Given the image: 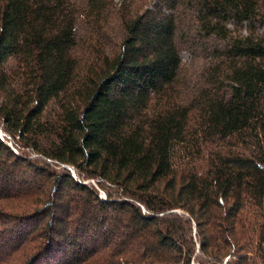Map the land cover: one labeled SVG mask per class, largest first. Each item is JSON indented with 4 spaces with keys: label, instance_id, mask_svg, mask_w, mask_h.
Segmentation results:
<instances>
[{
    "label": "trees",
    "instance_id": "trees-1",
    "mask_svg": "<svg viewBox=\"0 0 264 264\" xmlns=\"http://www.w3.org/2000/svg\"><path fill=\"white\" fill-rule=\"evenodd\" d=\"M0 264H264V0H0Z\"/></svg>",
    "mask_w": 264,
    "mask_h": 264
},
{
    "label": "rangeland",
    "instance_id": "rangeland-1",
    "mask_svg": "<svg viewBox=\"0 0 264 264\" xmlns=\"http://www.w3.org/2000/svg\"><path fill=\"white\" fill-rule=\"evenodd\" d=\"M119 1L120 0H114L115 3H118ZM181 57H182L183 62L190 65V66L192 65L193 61H195V60H192L193 58H192L191 54L186 49L181 51ZM203 64H204L203 59H198L196 62H194L193 66H192V73L195 72V70L199 69ZM8 142H9L10 146L13 147L14 150H16L17 152L20 151V148L17 145H15V143H13L12 141H8ZM20 153H21V151H20ZM92 184L96 185L95 182H92ZM96 187H97V185H96ZM98 189H99L100 195L103 198H105L106 194H105L104 190L106 191V189H104V188L100 189V187H98Z\"/></svg>",
    "mask_w": 264,
    "mask_h": 264
}]
</instances>
